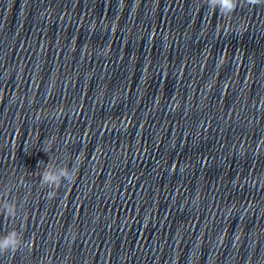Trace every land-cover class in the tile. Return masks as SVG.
Instances as JSON below:
<instances>
[{
	"label": "clouds",
	"instance_id": "clouds-1",
	"mask_svg": "<svg viewBox=\"0 0 264 264\" xmlns=\"http://www.w3.org/2000/svg\"><path fill=\"white\" fill-rule=\"evenodd\" d=\"M239 0H206L207 7L213 11H218L222 15H231L238 7ZM250 6L264 4V0H246ZM260 107H264V99L260 101ZM259 148V145H258ZM76 174L75 164L73 167L67 165L58 166L49 161L41 172L40 184L42 187L50 189L46 196L49 199L55 198L57 190L61 187L62 182H71ZM0 207L3 208L2 214L6 218H14L17 212V204L9 199L0 200ZM30 246L29 241L25 240L22 233L17 230L9 231L6 235L0 236V255L15 253L21 247Z\"/></svg>",
	"mask_w": 264,
	"mask_h": 264
}]
</instances>
